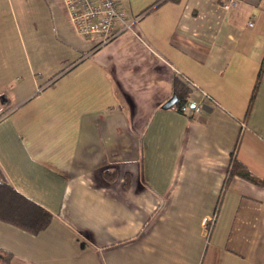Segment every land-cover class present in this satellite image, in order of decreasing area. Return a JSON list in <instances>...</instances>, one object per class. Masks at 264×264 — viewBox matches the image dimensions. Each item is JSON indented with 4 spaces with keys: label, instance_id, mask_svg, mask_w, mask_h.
Segmentation results:
<instances>
[{
    "label": "crops",
    "instance_id": "0c3cea01",
    "mask_svg": "<svg viewBox=\"0 0 264 264\" xmlns=\"http://www.w3.org/2000/svg\"><path fill=\"white\" fill-rule=\"evenodd\" d=\"M16 1L0 0V180L52 218L0 220L10 264H264V185L224 183L233 157L264 178V0H116L130 25L105 42L63 0ZM176 73L200 112L162 107Z\"/></svg>",
    "mask_w": 264,
    "mask_h": 264
},
{
    "label": "trees",
    "instance_id": "16d2710c",
    "mask_svg": "<svg viewBox=\"0 0 264 264\" xmlns=\"http://www.w3.org/2000/svg\"><path fill=\"white\" fill-rule=\"evenodd\" d=\"M162 1L164 0H155L142 11L145 12ZM263 67L264 54L250 101L253 100L256 94ZM192 90V86L185 79L184 75L180 73L174 74L172 79V95L176 96V101L173 104V107L175 109H180L182 104L188 102ZM103 173L108 179H112L115 175L113 169H105ZM235 174L258 185H264L263 177L254 175L245 164L233 157L227 169V176L224 183L226 184L227 180ZM51 218L52 213L49 210L22 194L13 186L0 180V220L11 223L28 232L36 233L45 228ZM11 258L12 253L0 247V264H10Z\"/></svg>",
    "mask_w": 264,
    "mask_h": 264
},
{
    "label": "built area",
    "instance_id": "2783aa9c",
    "mask_svg": "<svg viewBox=\"0 0 264 264\" xmlns=\"http://www.w3.org/2000/svg\"><path fill=\"white\" fill-rule=\"evenodd\" d=\"M63 1L76 29L83 35L97 34L100 37V42L111 39L130 25L126 20L125 11L118 5L116 0ZM234 2L235 0H223L222 4L228 6ZM253 24L252 21H248L249 26H253ZM185 79L192 88H195L194 83L189 78L185 77ZM190 106L194 113L200 112V103L193 99L182 104L180 109L177 108V110L184 113Z\"/></svg>",
    "mask_w": 264,
    "mask_h": 264
},
{
    "label": "water",
    "instance_id": "95a60500",
    "mask_svg": "<svg viewBox=\"0 0 264 264\" xmlns=\"http://www.w3.org/2000/svg\"><path fill=\"white\" fill-rule=\"evenodd\" d=\"M175 101H176V96L171 95V97L166 102L163 103L162 107L164 108L172 107ZM191 106H193V104H191Z\"/></svg>",
    "mask_w": 264,
    "mask_h": 264
},
{
    "label": "rangeland",
    "instance_id": "374dc122",
    "mask_svg": "<svg viewBox=\"0 0 264 264\" xmlns=\"http://www.w3.org/2000/svg\"><path fill=\"white\" fill-rule=\"evenodd\" d=\"M17 1L16 0H14V3H16Z\"/></svg>",
    "mask_w": 264,
    "mask_h": 264
}]
</instances>
